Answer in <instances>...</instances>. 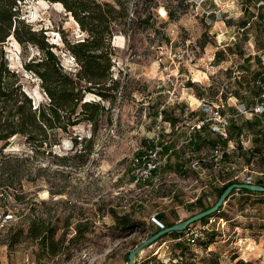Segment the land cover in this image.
I'll return each mask as SVG.
<instances>
[{"label":"rangeland","instance_id":"1","mask_svg":"<svg viewBox=\"0 0 264 264\" xmlns=\"http://www.w3.org/2000/svg\"><path fill=\"white\" fill-rule=\"evenodd\" d=\"M128 1L132 9L135 0ZM159 1L170 5L173 0ZM177 1L181 2L183 12L178 21H172L161 4L155 11L151 28L140 31L133 40L124 35L115 36L112 71L113 79L121 83L120 93L111 103L93 97L108 111L98 118L87 161H76L70 167L56 165L54 156L30 161L32 173L24 179L22 190L28 199L47 203L36 207L38 213L49 217L50 203L62 202L58 208L60 225L69 216L70 204L85 213L83 217L72 218L64 247L75 235L77 223L88 221L91 232L86 239L51 256L42 255L38 244L31 240L10 247L9 231H0V264H127L128 253L156 231L158 214H165L170 224H177L199 212V206L192 208L191 205L200 196H206L207 204L216 203V189L222 187V182L217 180L220 175L237 183H244L248 175L254 180L264 178V158L256 157L250 165L240 155L215 161L208 149L193 157L204 159L206 169L192 168L185 176L175 169L177 162L191 166L188 152L182 155L179 152L184 148L188 151L190 126L197 118L208 117L204 109L220 105L236 123L250 120L249 115H239L238 109L242 105L255 107L258 95H255L257 77L254 74L260 72L264 78V10L260 9L259 18L252 20L259 0ZM23 7L26 22L37 31L45 30L49 41L57 45L56 53L65 70L76 72L78 65L64 50L63 43L64 36L68 40L85 37L74 19L62 6L45 0H30ZM249 21H253L251 27L242 30ZM5 49L9 66L20 74L26 91L35 102L44 100L39 79L23 68L24 60L38 55V50L20 46L13 37ZM162 109L179 117V124L170 135L157 123ZM260 131L264 134L263 125ZM91 132L92 126L88 123L71 129L68 135L62 136L61 145L54 147V153L73 156L81 147L72 150V137L89 138ZM158 136L176 149L170 156V169L150 174L148 164L157 163L156 157L153 154L146 161L138 153L145 151L147 141L154 142ZM242 141L250 148L254 146L249 133ZM6 152L30 153L31 149L21 138H16ZM24 193L19 185L12 190L0 186V214L5 211L14 216L3 220L4 225L27 226L14 198V194ZM233 195L222 208L220 217L224 221L220 226L214 225L195 246L182 242L188 247V259L192 263L264 264V197L243 195L240 191ZM110 208L139 220L142 228L132 233L115 230ZM210 241L213 242L206 250L204 246ZM178 245L173 237H167L147 248L136 264L151 260L153 264H180L174 257L180 250Z\"/></svg>","mask_w":264,"mask_h":264},{"label":"trees","instance_id":"2","mask_svg":"<svg viewBox=\"0 0 264 264\" xmlns=\"http://www.w3.org/2000/svg\"><path fill=\"white\" fill-rule=\"evenodd\" d=\"M27 1L30 0H0V186L6 190H12L16 185H19L22 193H24L22 190L23 181L26 176L32 173L31 159L43 158L46 155L54 156L56 165L70 167L76 161L84 163L90 157L98 127V118L108 111L101 104V101L115 102L116 95L120 93L121 83L118 79H113L112 71L115 66V36L124 35L133 40L140 31L151 28L153 26L152 20L156 16L155 11L161 4L164 5L167 15L172 21H178L183 15L181 2L177 0H173L170 5L161 3L159 0H135L132 9L128 0H113V2L104 0H45L50 4L62 6L64 11L76 21L79 31L85 34L81 40H68L65 36L63 38L64 50L71 55L78 65L76 72H68L56 53L57 45L49 41L47 34H45L46 31L43 29L37 31L30 23L26 22V18L23 16V6ZM11 37L20 46L24 48L34 47L39 52L38 55L29 60H24L23 65L27 73L40 81L44 100L38 103L24 88L20 74L9 66L5 45ZM216 56L218 57L220 54L217 53ZM254 76L257 79L263 78L260 72H256ZM111 92L116 94H111ZM260 94L261 90L257 87L255 95L259 96ZM93 97H99L101 101H97ZM159 114L162 116L163 130L167 129L166 124H170L172 133L179 124V117L171 112L167 113L163 109L159 111ZM190 114L192 113L188 112V115ZM202 119L199 117L195 122ZM82 123L90 124L92 132L89 138L72 137V150L76 146H80L81 149H76L73 156L54 153V147L60 146L62 143V136L68 135L71 129ZM262 125V121L255 117L242 124L232 120L228 138H224L220 134L211 132L209 125L205 124L200 130H195L192 133L190 141H186L188 151L184 148L179 154H184V151L188 152L190 163L198 161L201 169H206L204 159L194 160L193 157L196 158V155L205 149H208L213 155L217 148H227L229 142L232 141L237 147L232 154H224L223 160H231L234 155H240V158H245L244 161L250 165L256 157H259L258 160L264 158V134L260 131ZM246 133L253 137L254 146L240 153L243 150L241 138L246 136ZM16 138H21L24 145L30 147L31 152L7 153L12 139ZM161 144L163 155L169 156V162L163 170L170 169V156L176 148H171L172 143L170 142L162 141ZM145 146V151H141L138 155L145 157L155 149L156 145L152 141H147ZM185 167L177 162L175 169L179 175L185 176L192 169L191 166L186 169ZM38 170L41 171L42 169ZM217 180L222 182V187L216 189L217 201L230 185L239 182L232 178H223L222 175ZM256 184L264 186V178L258 180ZM239 191L264 197V193L248 190ZM236 192L234 190L232 194ZM51 194L57 196L61 193ZM14 198L16 207L20 206L21 215H25L24 221H27V226L23 227L21 223H17L5 225L0 229V231H9L10 247L25 240H31L38 244L39 252L42 255L57 256L64 249H69L71 245L86 239L87 234L91 232L88 221L77 223L74 227L75 235L69 240L68 246L64 247L72 218L75 215L79 217L85 215L82 209L77 211V208L75 209V206L70 204L69 216L60 225L58 208L62 202L50 203L52 209L49 210V217H45L44 213L37 212L36 207L40 204L46 205V202L32 201V199H28L25 193L14 194ZM205 198L206 196H200L191 207L199 206L198 213L210 209L215 203L207 204ZM65 204L68 207L69 204ZM221 210L222 208H220ZM190 212L195 211L190 210ZM109 213L115 222L114 229L119 232L132 233L143 226L139 220L134 219L129 214L121 215L111 208ZM221 213L212 216L220 217ZM0 216L2 221L6 219V216H12V219L14 217L5 211ZM210 217L203 218L197 223H205ZM157 218L159 220L156 224L157 229L150 236L162 230V227L174 225L169 223L165 214H158ZM1 219L0 224L2 223ZM184 234L185 231L173 232L160 238L157 243L167 237H173L176 240L183 237ZM200 240H204V237L198 241ZM212 242L206 244L205 249ZM183 243L176 242L180 249L174 255L176 262L194 264L189 261L188 247ZM147 264H153L152 260ZM237 264L245 263L238 261Z\"/></svg>","mask_w":264,"mask_h":264},{"label":"built area","instance_id":"3","mask_svg":"<svg viewBox=\"0 0 264 264\" xmlns=\"http://www.w3.org/2000/svg\"><path fill=\"white\" fill-rule=\"evenodd\" d=\"M257 7L258 9L254 12L253 18L252 20H257L259 18V14H260V9L264 10V0H259L257 3ZM253 21H249L242 30H246L249 29L252 25ZM254 84L261 90V94L259 96H257L255 98V100L257 101V103L255 104V107H251L248 108L245 105H242L238 110H239V115H249V119H253L255 118H259L262 123H263V127H264V78H258L255 80ZM222 99V98H221ZM220 99V100H221ZM263 100V101H262ZM223 101V99L221 100ZM213 105V104H211ZM203 106H209V105H203ZM224 106H220V105H213V107H208L209 109H204V112H206V114L208 115V117L203 118L200 121L195 122L193 125L190 126L189 128V132H188V141H190L192 139V133L195 130H200L202 126H204L205 124L209 125V128L211 130V132L216 133V134H220L222 135L224 138H228V131H229V127L231 126V121L232 119H230V115L226 114L223 112L222 108ZM159 128H163L164 129V125L162 124V116L159 114L158 116V121H157ZM165 126H167V129H165L163 132H167L168 134L171 133V127L170 124H166ZM242 139H244V137L241 138V143H243V150L247 151L249 149H251L250 147L247 146V142L242 141ZM163 140L160 139V137H157V140L154 141L155 143V149L153 151H150L145 157L141 158L142 160H146L150 158L151 155L154 154V156L156 157V160L158 161L157 163H149L148 164V172L150 174L153 173H157V172H161L168 164L169 162V156L168 155H163V146L161 144ZM232 143V142H229ZM233 144V143H232ZM235 150V146L233 144V147H228L227 148H223V147H219L217 148L214 153H213V159L215 161H220L223 160L224 154H232ZM225 161V160H224ZM230 165V164H228ZM147 166V165H146ZM191 167L195 170H200L201 167L198 164V161L192 162L191 163ZM188 167H185V169ZM234 180V179H233ZM244 183H248V184H254V178L252 175H248L246 176ZM237 192L239 190H236ZM227 204V203H226ZM222 211V210H221ZM220 211V212H221ZM10 219H5L7 220H11L12 216H9ZM217 220L220 221V223H217ZM223 218L222 217H217V216H213L210 217L207 222L205 223H201L199 224V226H190L186 231L183 237L174 240V242H186L189 245L195 246L197 244V241L200 238H203L206 232L212 231L214 229V225H218L220 226L221 222H223ZM5 222L2 221V223L0 224V229H2L5 225ZM164 228V227H162ZM167 248H169L167 246Z\"/></svg>","mask_w":264,"mask_h":264},{"label":"water","instance_id":"4","mask_svg":"<svg viewBox=\"0 0 264 264\" xmlns=\"http://www.w3.org/2000/svg\"><path fill=\"white\" fill-rule=\"evenodd\" d=\"M234 190H248L257 193H264V186L257 184H248V183H234L230 185L225 192L221 195L218 201L208 210L197 213L185 221H181L177 224H174L170 227L163 228L153 236L147 238L142 243L137 245L128 255L127 264H136L140 255H142L147 248H151L157 241L163 236L173 233V232H183L186 231L190 226L199 222L203 218L210 217L214 214H218L220 212V208L231 199L233 196L232 192ZM213 217V216H212Z\"/></svg>","mask_w":264,"mask_h":264},{"label":"crops","instance_id":"5","mask_svg":"<svg viewBox=\"0 0 264 264\" xmlns=\"http://www.w3.org/2000/svg\"><path fill=\"white\" fill-rule=\"evenodd\" d=\"M263 175H264V174H263ZM261 179H263V178H260V179H256V180H254V183L256 184V182H257L258 180H261ZM234 194H235V193H234ZM242 194H243V195H249V194H245V193H242ZM251 195H254V194H251ZM233 196H234V195H233ZM233 196H232V197H233ZM232 197H231V198H232ZM177 222H179V220H177L176 223H177ZM174 240H175V239H174Z\"/></svg>","mask_w":264,"mask_h":264},{"label":"bare ground","instance_id":"6","mask_svg":"<svg viewBox=\"0 0 264 264\" xmlns=\"http://www.w3.org/2000/svg\"><path fill=\"white\" fill-rule=\"evenodd\" d=\"M75 21V20H74ZM75 23H76V21H75ZM77 24V23H76ZM78 25V24H77Z\"/></svg>","mask_w":264,"mask_h":264}]
</instances>
